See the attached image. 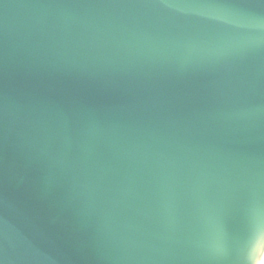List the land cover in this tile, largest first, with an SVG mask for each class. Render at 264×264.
Here are the masks:
<instances>
[{
  "label": "water",
  "instance_id": "1",
  "mask_svg": "<svg viewBox=\"0 0 264 264\" xmlns=\"http://www.w3.org/2000/svg\"><path fill=\"white\" fill-rule=\"evenodd\" d=\"M244 221L264 222V8L0 0L3 264H240Z\"/></svg>",
  "mask_w": 264,
  "mask_h": 264
},
{
  "label": "snow or ice",
  "instance_id": "2",
  "mask_svg": "<svg viewBox=\"0 0 264 264\" xmlns=\"http://www.w3.org/2000/svg\"><path fill=\"white\" fill-rule=\"evenodd\" d=\"M226 6L233 8H264V0H224ZM221 226L231 230L228 215L221 218ZM240 236L242 257L240 264H264V222L244 221L235 225ZM0 264L3 261L0 260Z\"/></svg>",
  "mask_w": 264,
  "mask_h": 264
}]
</instances>
